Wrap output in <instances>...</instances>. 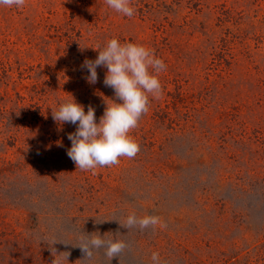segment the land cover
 <instances>
[{
	"label": "rangeland",
	"instance_id": "374dc122",
	"mask_svg": "<svg viewBox=\"0 0 264 264\" xmlns=\"http://www.w3.org/2000/svg\"><path fill=\"white\" fill-rule=\"evenodd\" d=\"M26 0L0 7V264H264V0ZM140 43L164 60L162 94L130 133L134 158L79 170L75 100L96 110L114 90L83 62L106 43ZM155 214V229L121 226ZM120 221V222H119ZM99 232V233H96ZM88 234L125 240L89 260ZM118 235V236H117Z\"/></svg>",
	"mask_w": 264,
	"mask_h": 264
},
{
	"label": "clouds",
	"instance_id": "9594fccd",
	"mask_svg": "<svg viewBox=\"0 0 264 264\" xmlns=\"http://www.w3.org/2000/svg\"><path fill=\"white\" fill-rule=\"evenodd\" d=\"M106 2L111 9L126 17L135 15L132 0ZM25 3L26 0H0V7L22 8ZM99 50L95 60L86 59L81 65L82 69L90 73L85 79L90 84H96L99 80L98 67L106 68L104 85L114 90L120 102L114 99H111V103L107 102L99 122L95 108L89 105L86 112L85 106L75 98L61 103L52 112L55 121L77 126L75 133L68 135L72 146L67 150V155L82 171L117 165L121 157L134 158L140 152L139 142L130 133L149 110L150 96L159 98L162 94L160 73L167 69L163 59L140 43L121 42L118 38H112ZM120 224L129 230L134 227L141 230L155 229L161 225V218L155 214L138 216L132 212ZM78 246L89 260L103 248L110 261L114 257H121L129 247L125 240L105 239L100 234L81 237ZM53 264L60 262L55 259ZM151 264H162L158 251L151 254Z\"/></svg>",
	"mask_w": 264,
	"mask_h": 264
}]
</instances>
